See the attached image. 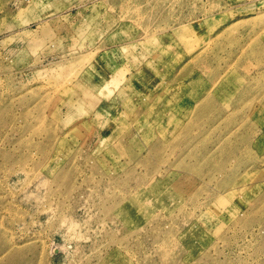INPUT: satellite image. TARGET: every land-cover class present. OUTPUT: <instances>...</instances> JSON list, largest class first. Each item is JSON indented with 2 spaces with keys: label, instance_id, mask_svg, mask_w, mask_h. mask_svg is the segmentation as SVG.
<instances>
[{
  "label": "rangeland",
  "instance_id": "374dc122",
  "mask_svg": "<svg viewBox=\"0 0 264 264\" xmlns=\"http://www.w3.org/2000/svg\"><path fill=\"white\" fill-rule=\"evenodd\" d=\"M0 264H264V0H0Z\"/></svg>",
  "mask_w": 264,
  "mask_h": 264
}]
</instances>
